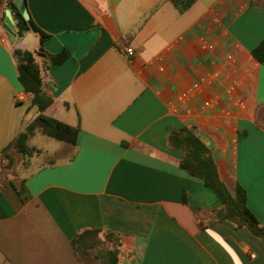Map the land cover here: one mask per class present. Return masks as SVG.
<instances>
[{"label":"crops","instance_id":"1","mask_svg":"<svg viewBox=\"0 0 264 264\" xmlns=\"http://www.w3.org/2000/svg\"><path fill=\"white\" fill-rule=\"evenodd\" d=\"M8 2L0 0V160L30 109L29 94L15 102L25 91ZM26 5L50 35L44 49L70 53L44 75L55 98L46 114L80 131L63 162L50 157L20 180L21 195L0 180V264H82L71 240L84 229L120 237L118 264H264V243L246 230L227 220L199 227L221 200L168 144L171 131L195 126L222 180L246 190L264 226V62L252 55L264 40V0H196L183 14L168 0Z\"/></svg>","mask_w":264,"mask_h":264},{"label":"trees","instance_id":"2","mask_svg":"<svg viewBox=\"0 0 264 264\" xmlns=\"http://www.w3.org/2000/svg\"><path fill=\"white\" fill-rule=\"evenodd\" d=\"M174 8L183 14L196 0H168ZM8 8L11 10L15 20L17 35L21 37L23 31L35 29L41 36V53L44 57V69L48 71L51 65H62L70 57V53L62 50L59 53H48L43 44L50 35L41 31L30 18L25 20L15 0H9ZM252 55L259 61L264 62V40L253 49ZM14 56L18 72V79L24 91L30 96V108H36L37 115L24 130L15 135L3 149L1 156L7 159L9 164L13 158L9 150H15L25 159L24 164H29V159L41 154V150L29 144L30 139L36 133H42L50 138L63 141L69 145H76L80 125H70L57 118L46 114L55 98L45 87L44 78L39 65L35 62L29 52H23L14 48ZM170 147L183 151V157L179 167L189 174L201 178L221 200V207L210 212L207 222L200 220L199 227L202 229L215 222L230 221L237 229H244L254 238L264 243V226L252 213L247 204V192L239 184L231 191L220 177L212 151L197 135L195 126H184L170 132L168 137ZM11 185L19 195L26 189L23 180L5 182ZM184 203L187 199L184 197ZM198 214L200 209L191 207ZM74 254L82 264H118L122 244L120 237L112 232H104L101 229H84L71 240Z\"/></svg>","mask_w":264,"mask_h":264},{"label":"rangeland","instance_id":"3","mask_svg":"<svg viewBox=\"0 0 264 264\" xmlns=\"http://www.w3.org/2000/svg\"><path fill=\"white\" fill-rule=\"evenodd\" d=\"M28 110V112H27ZM25 111V109H24ZM37 115L36 108H30L28 109V106L26 107V114L23 112V121L24 126H27L30 122L33 121V119ZM26 124V125H25ZM25 128V127H24ZM29 144L31 146H35L36 148H40L43 154H38L30 158L29 164L25 165V159L22 157V155L15 152V150H9V155L12 156L13 162L9 164L7 159H4L3 157L0 160V180L4 182L8 181H17V183L26 175L34 172L39 168L41 165L45 164L48 161V158H53L57 160L58 162H63L64 158H66V155H62L60 152L64 149L66 146V143L63 141H59L53 138H50L42 133H36L34 137L30 139ZM49 155V157L47 156ZM3 161V165L1 163Z\"/></svg>","mask_w":264,"mask_h":264},{"label":"water","instance_id":"4","mask_svg":"<svg viewBox=\"0 0 264 264\" xmlns=\"http://www.w3.org/2000/svg\"><path fill=\"white\" fill-rule=\"evenodd\" d=\"M25 20L30 19V13L28 11L26 0H15ZM7 24L10 28L8 37L13 43L15 49H19L23 52H29L32 54L35 62L39 65L42 75L46 74L44 69V57L41 53V36L35 29L29 31H23V35L19 37L16 33V27L13 24V16L10 11L7 12Z\"/></svg>","mask_w":264,"mask_h":264},{"label":"built area","instance_id":"5","mask_svg":"<svg viewBox=\"0 0 264 264\" xmlns=\"http://www.w3.org/2000/svg\"><path fill=\"white\" fill-rule=\"evenodd\" d=\"M124 53L128 56H133L135 51L130 45H128L124 48ZM194 88H197V85H195ZM183 96L186 97V94H184ZM26 99H27V93L26 92L16 94V96H15V102L16 103L24 102ZM252 257H255V255H252Z\"/></svg>","mask_w":264,"mask_h":264}]
</instances>
